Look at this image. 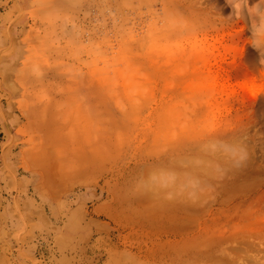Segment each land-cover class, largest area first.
Wrapping results in <instances>:
<instances>
[{"label":"rangeland","instance_id":"1","mask_svg":"<svg viewBox=\"0 0 264 264\" xmlns=\"http://www.w3.org/2000/svg\"><path fill=\"white\" fill-rule=\"evenodd\" d=\"M0 264H264V0H0Z\"/></svg>","mask_w":264,"mask_h":264},{"label":"bare ground","instance_id":"2","mask_svg":"<svg viewBox=\"0 0 264 264\" xmlns=\"http://www.w3.org/2000/svg\"><path fill=\"white\" fill-rule=\"evenodd\" d=\"M49 144H50V143H49ZM50 145H51V147L53 148L54 151H53V150L50 151V150L52 149V148H50ZM50 145H48L49 147L47 148V150H48L49 148H50V149H49L48 151L46 150V152L44 151L45 155H46L47 152H50V153L52 152L51 154L49 153L50 155L47 153L48 157L51 156V155L53 154V152H55V150H56L55 147H54L52 144H50ZM46 147H47V145H46ZM36 157H39V156H36ZM37 160H38V159H37ZM53 169H54V168H53ZM57 169H58V168H57ZM81 169H82V168H81ZM81 169H79V170H81ZM55 170H56V168H55ZM58 170H59V169H58ZM82 170L84 171V169H82ZM56 171H57V170H56ZM83 171H82V173H83ZM61 172H62V171H61ZM79 173H81V172L79 171ZM47 174H48V173H47ZM73 175H74V174H73ZM75 175H78V174H75ZM49 176H50V173H49ZM49 176H48V177H49Z\"/></svg>","mask_w":264,"mask_h":264}]
</instances>
